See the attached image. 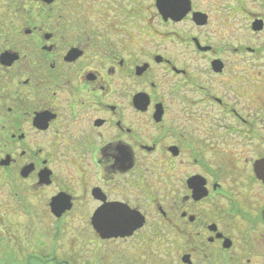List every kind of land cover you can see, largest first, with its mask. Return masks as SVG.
<instances>
[{
  "label": "flooded vegetation",
  "instance_id": "af4514ba",
  "mask_svg": "<svg viewBox=\"0 0 264 264\" xmlns=\"http://www.w3.org/2000/svg\"><path fill=\"white\" fill-rule=\"evenodd\" d=\"M0 188L90 264H264V0H0Z\"/></svg>",
  "mask_w": 264,
  "mask_h": 264
},
{
  "label": "rangeland",
  "instance_id": "374dc122",
  "mask_svg": "<svg viewBox=\"0 0 264 264\" xmlns=\"http://www.w3.org/2000/svg\"><path fill=\"white\" fill-rule=\"evenodd\" d=\"M239 20L241 26L244 19ZM22 199L0 188V260L9 259L13 264H90L93 245L82 227L54 224L40 194L26 193Z\"/></svg>",
  "mask_w": 264,
  "mask_h": 264
},
{
  "label": "water",
  "instance_id": "95a60500",
  "mask_svg": "<svg viewBox=\"0 0 264 264\" xmlns=\"http://www.w3.org/2000/svg\"><path fill=\"white\" fill-rule=\"evenodd\" d=\"M7 162H2V165L6 164ZM31 171V168H25L22 170L21 172V176L22 177H26L28 175V173ZM44 182H46V184L49 183V179H48V174H42L41 175V179H40V183L43 184ZM69 199L66 198L63 195H60L56 198H54L52 200V203L50 204V210L53 213L54 216H56L57 218L61 217V215L69 209ZM97 214L102 215V213L100 211L97 212ZM98 215V216H99ZM101 218H103V216H101ZM98 226V230L100 228H104L106 227H114L112 225V223H105V222H101L99 223L98 221L96 222V227ZM105 233L106 236L112 235V236H116L115 233H108V232H104L101 231V234L103 235Z\"/></svg>",
  "mask_w": 264,
  "mask_h": 264
},
{
  "label": "snow or ice",
  "instance_id": "6c2138e0",
  "mask_svg": "<svg viewBox=\"0 0 264 264\" xmlns=\"http://www.w3.org/2000/svg\"><path fill=\"white\" fill-rule=\"evenodd\" d=\"M101 213H104L107 217L113 221L122 224L126 227L135 226V217L133 213H130L126 208L119 205H111L106 208L100 209Z\"/></svg>",
  "mask_w": 264,
  "mask_h": 264
},
{
  "label": "trees",
  "instance_id": "16d2710c",
  "mask_svg": "<svg viewBox=\"0 0 264 264\" xmlns=\"http://www.w3.org/2000/svg\"><path fill=\"white\" fill-rule=\"evenodd\" d=\"M29 264H31V263H29Z\"/></svg>",
  "mask_w": 264,
  "mask_h": 264
}]
</instances>
